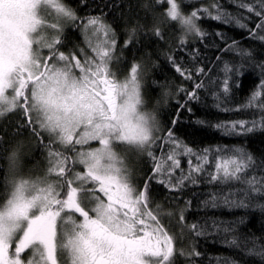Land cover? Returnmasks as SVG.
<instances>
[{"label":"snow or ice","instance_id":"1","mask_svg":"<svg viewBox=\"0 0 264 264\" xmlns=\"http://www.w3.org/2000/svg\"><path fill=\"white\" fill-rule=\"evenodd\" d=\"M167 3L169 20L178 22L187 32L205 35L196 25L199 13L204 12L217 21L235 23L247 29L252 39L264 42V0H237L236 7L249 14L244 17L223 11L219 4H213L214 16L208 8L185 15L176 0ZM48 6L54 7L60 17L77 19L57 0H0V117L21 111L25 119L22 127H28L41 143L46 134L49 163L43 178L7 181L11 191L0 205V264H59L58 254H65L68 264H174V241L162 227L159 213L149 208L148 182L143 189L132 183L127 161L117 149L123 146L126 152L146 155L154 164L153 175L159 176L157 182L170 191L198 182L209 164L210 150L194 151L176 139L171 130L167 136L156 134L159 129L155 117L142 110L138 65H133L124 81L117 80L111 70L117 42L102 17H91L84 25L86 34L91 29L98 39L100 33L105 38L95 46L88 40L94 55L81 50V59L60 52L61 40L49 39L45 34L48 27L59 28L42 18L41 11ZM253 17L255 27L250 28L244 21ZM156 34L161 35L159 29ZM234 46L235 42L229 49ZM177 71L184 75L180 68ZM224 71L232 68L226 64ZM223 84V91L228 93L227 77ZM245 107L261 113L259 120L250 122L251 127L245 121L217 127L235 132L239 126L244 133L264 130V80ZM160 141L171 148L166 156L157 157L154 149ZM93 142L99 147H89ZM180 157L189 158L187 174ZM78 165L83 171H75ZM254 165V157L239 148L230 156L220 157L209 182L246 187L210 193L205 206L247 208L246 201L264 198V178L247 176ZM237 195L241 198L236 199ZM222 224L213 221L217 231L232 234L225 243L240 248L242 241L234 234L235 228ZM198 227L192 225L193 230ZM251 243L249 254L264 260V244L258 245L255 239ZM26 252L31 256L25 261Z\"/></svg>","mask_w":264,"mask_h":264},{"label":"trees","instance_id":"2","mask_svg":"<svg viewBox=\"0 0 264 264\" xmlns=\"http://www.w3.org/2000/svg\"><path fill=\"white\" fill-rule=\"evenodd\" d=\"M61 1L75 13L77 20L74 25L98 16L108 23L117 42L114 50L117 64L126 72L133 65H138L142 96L150 111L155 113L161 134L167 136L171 130L176 139L196 151L218 149L223 150L219 152L221 155L230 156L234 149H243L255 159V165L247 170V176L257 180L264 178V130L257 128L244 133L239 126L235 132L217 127L238 121L249 122L247 126L251 127V121L260 119L258 110L245 105L264 80V42L252 39L247 29L235 23L217 21L204 12L199 13L196 25L205 35L201 37L194 31L187 32L178 22H172L167 17L169 5L166 0ZM176 2L185 15L193 10L208 8L214 16L216 9L213 4L221 5L223 11L233 15H249L236 7L237 0ZM254 21L255 17L244 22L253 28ZM157 29L161 35L156 34ZM76 35L75 30L65 31L63 45L75 44L78 40ZM130 36L132 38L126 45ZM233 42L235 46L229 49ZM241 52L250 55H242ZM226 64L232 71H224ZM189 76L191 78H187ZM226 77L228 93L223 91ZM193 93L194 98H190ZM24 123V117L19 114H15L10 121L0 122V204L7 191V181L11 178L6 160L9 152L14 147L19 148L22 165L30 169L39 163L43 157L42 148L47 144L41 143L27 127H22ZM144 165L138 179L142 184L148 182V188L150 184L149 206L154 204L162 207V212H170L174 218L170 219V224L185 225V229L182 228L184 242L176 247L180 251L173 260L174 264H224L225 261L264 264L258 255L248 252L252 248V239L258 245L264 244V207H261L264 198L246 201L247 208L206 207L204 201L210 199V193H228L246 187L239 183L213 186L209 182V174L214 170L212 156H209V164L196 184L187 183L177 190L179 199L170 192L161 194L166 190L168 192V188L155 184L153 176L150 180L145 162ZM139 187L142 189V185ZM235 198L240 199L241 196ZM213 221L234 227V234L242 241L241 247L234 249L226 244L225 240H230L232 234L226 236L217 231ZM192 225L199 227L193 230ZM200 231L204 234L198 235ZM178 232L175 231V234Z\"/></svg>","mask_w":264,"mask_h":264},{"label":"rangeland","instance_id":"3","mask_svg":"<svg viewBox=\"0 0 264 264\" xmlns=\"http://www.w3.org/2000/svg\"><path fill=\"white\" fill-rule=\"evenodd\" d=\"M57 2L64 5V3L61 0H57ZM41 16H42V18H44L46 24L51 25V24L55 23V24L59 25V28L55 29V30L52 29L51 27H48L45 34L47 35V37L49 39H52L54 37L59 38L61 40V43L58 45V49L60 52H64L65 54H76L79 58L83 59V56L81 55V50H83L85 53H87L90 56L94 55V53L92 51V46H95L97 43H99V41H102L105 38L104 34L100 33V36L98 39L95 35H93L91 29L88 30L87 34L85 33L84 25L87 23L88 20L85 19V20H83V22L79 21L76 25H74L77 19L75 21H72V20H69L65 17H60L58 15V13L56 12L54 7L48 6V7L44 8L41 11ZM103 22L108 25V23H106L105 21H103ZM68 29H71L72 32H73V30L76 31V34H77L76 38L78 40L73 45L64 46L62 35ZM88 40H91L92 46H90L88 44V42H87ZM47 52H48V50L45 49L44 54L47 55ZM110 67H111L112 72L115 74V78L119 81H124L126 78H128L130 76L131 68L128 69L126 72V70H124L118 66L117 60L115 58L113 59ZM141 95H142V85H141ZM142 99L144 101L143 96H142ZM149 108L150 107L147 106L146 103L144 102L142 110L145 112L151 113L155 117V113H152V111H150ZM153 108H154V106H153ZM15 114H19L20 116L23 117L21 111H14V112L7 113L4 116L0 117V122L10 121V119L12 117H14ZM156 125H157L158 129L160 130V128H159L160 126L157 124V121H156ZM28 130L31 131L29 128H28ZM156 134L158 136H164L159 131ZM44 139L48 143V137L46 134L44 135ZM56 147L59 148L60 146L56 145ZM89 147L95 148V147H99V145L97 143L93 142L91 145H89ZM170 148H171L170 144L166 145L164 141H160L159 146H157L154 149V151H155V154L157 157H160L162 154L166 156ZM42 149H43L42 150L43 151L42 152L43 157L39 160V163L37 164L38 166L36 165L35 167H30V169H29L26 166L21 165L19 171L17 173H15L14 175H11V178H9V180L21 178V177L25 178V179H31V180H35L37 178H43L47 173L49 163H48V148L43 147ZM193 150L196 151L195 149H193ZM117 151L121 154V156L125 157V159L127 161V166L131 171L132 183L138 189H141V187H139V185H142V189L145 186V183L144 184L139 183L140 179H138L142 175L141 170L145 167L144 162L146 163V165L148 167V174H150V180H152L151 176H153L154 180H155V184H157V185L160 184L157 182L159 180V176H154L153 172H152L154 164L146 155H139L135 152H126L123 146L119 147L117 149ZM196 152L202 153V149H199ZM219 152H220V150H218V149H212L208 153V155L212 156L213 160H214V165H213L214 170L212 173L215 172V164L219 160V158L217 156H221V157L227 156L226 154L221 155ZM67 154L68 155H75L72 152H68ZM180 159H181V167H182L184 173L187 174V172H188L187 161L189 158L188 157H180ZM75 171H83L82 166L78 165L76 167ZM179 174H180V170L177 169L176 175H179ZM52 179H56V177H52ZM188 184H190V182ZM211 184H213V186L218 185L216 183H211ZM186 185H187V183L185 184V186ZM149 190L150 191L152 190L150 187V184H149ZM10 191H11V185L7 184V191H6L4 198H3L0 205L4 204V202L8 198V194ZM162 191H164V190H162ZM169 192H170V194L175 195L176 198L179 199V191H170L168 189V192L166 190L165 192H162L161 194L166 195V194H169ZM85 206L89 207V208L91 207V205L88 204L87 202H85ZM149 208L154 213L155 212L159 213V220H160L162 227L168 233V235L173 238V241H174V257H173V260H174L175 256H177L179 251H180L176 247L184 242V235H183L182 228L185 229V225L183 223H178L180 226L179 227L175 223L170 224V219H174L173 215L170 212H162V209H163L162 207H159V209H158L157 206H155L154 204H151V206H149ZM169 213H170V215H169ZM185 223H186V221H185ZM175 231H179V232L177 234H175ZM11 251L14 252V245H13ZM183 253L181 252L182 256H184ZM30 256H31V252H28L27 259ZM58 259H59V264H68L67 256L65 254H58Z\"/></svg>","mask_w":264,"mask_h":264},{"label":"clouds","instance_id":"4","mask_svg":"<svg viewBox=\"0 0 264 264\" xmlns=\"http://www.w3.org/2000/svg\"><path fill=\"white\" fill-rule=\"evenodd\" d=\"M153 116V115H152ZM7 160V170L10 175H14L17 173L22 165V158L21 152L19 148H13L8 156L6 157Z\"/></svg>","mask_w":264,"mask_h":264},{"label":"flooded vegetation","instance_id":"5","mask_svg":"<svg viewBox=\"0 0 264 264\" xmlns=\"http://www.w3.org/2000/svg\"><path fill=\"white\" fill-rule=\"evenodd\" d=\"M44 143H45V144L47 143V142L45 141V139H44ZM44 143H43V144H44ZM27 254H28V252H26L25 254H23V259H24L25 261L28 260V259H27Z\"/></svg>","mask_w":264,"mask_h":264}]
</instances>
